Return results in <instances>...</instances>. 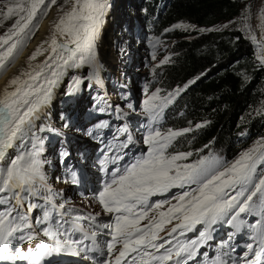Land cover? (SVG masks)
I'll return each mask as SVG.
<instances>
[{
	"label": "snow or ice",
	"instance_id": "obj_1",
	"mask_svg": "<svg viewBox=\"0 0 264 264\" xmlns=\"http://www.w3.org/2000/svg\"><path fill=\"white\" fill-rule=\"evenodd\" d=\"M69 2V10L55 24L48 48L38 47L29 57L35 60L48 51L46 59L12 78L0 94V264H42L44 257L72 245L99 251L105 257L99 264H187L214 238L216 225L239 231L241 214L260 217L249 226L252 242L246 245L242 264H264V139L230 163L215 156L182 163L191 152L169 154L167 150L177 137L191 129L162 132L156 127L180 89L163 97L157 89L143 102L148 119L142 138L144 152L123 166L118 163L123 159L120 155L106 156L102 162L106 172L108 163L115 165L97 194L110 222H98L100 213L74 216L72 210H64V203H55L38 159L40 137L36 133L45 129L37 128L35 121L68 69L95 63V41L110 7L108 0H66ZM55 3L56 0H9L0 8L3 19L15 17L8 32L0 35V75L38 27L33 23L38 13L46 14ZM261 15L264 17V13ZM250 38L258 44L264 42V34L261 41H256L255 35ZM258 59L264 64V55ZM167 62L166 58L161 63ZM85 79L74 77L66 95H72ZM127 107L135 110L131 103ZM106 126L105 122L96 127ZM118 131L126 133L127 129ZM130 143L132 137L126 135L119 148L125 149ZM14 148L21 150L8 156ZM61 155L66 157L68 153ZM156 196L163 199L153 201ZM37 210L41 215L33 222L32 214ZM81 219L92 222L88 229L79 224ZM35 225L43 226L39 233ZM77 232L82 236L73 239ZM189 232L197 236L180 239ZM38 234L47 237L48 242L35 250H22L21 245L33 241ZM235 234L228 233L222 247L234 252L230 242ZM98 235L108 237L103 250L97 244ZM84 241H91V245ZM224 255L229 252L218 255L212 264H228Z\"/></svg>",
	"mask_w": 264,
	"mask_h": 264
},
{
	"label": "trees",
	"instance_id": "obj_2",
	"mask_svg": "<svg viewBox=\"0 0 264 264\" xmlns=\"http://www.w3.org/2000/svg\"><path fill=\"white\" fill-rule=\"evenodd\" d=\"M134 2L140 12V21L133 29L127 24L123 32L118 28L136 14L134 7L126 5L118 9L122 15L113 29L114 39L118 42L117 56L122 59L126 55L124 50L135 36L134 49L144 45L149 55L144 58L138 55L126 60L125 64L132 65L137 71L144 62L147 67L144 69L146 74H131L125 78L126 88L130 87L125 95L137 90L138 93L146 92L149 95L151 91L154 93L160 89L158 95L163 97L180 89L179 95L164 109L162 131L166 132L168 128H188L191 131L177 137L178 140L175 139L177 141H173V145L168 148V153L172 150V154L191 152L192 155L182 163H192L204 156L219 157L230 163L240 153L264 139V64L258 59L264 55V44H258L250 38L255 35L256 41H261L256 27L257 1ZM61 4V1L56 0L46 14L44 11L38 13L33 22L38 27L25 40L23 50L6 67L0 80L17 63L28 45L33 43L52 9ZM66 4L65 1L63 5ZM14 22L15 17L7 20L0 17V35L8 32ZM161 41L167 44L164 57L168 62L156 65L151 59L156 57V53L158 55L159 46L156 45ZM151 43H156V51L149 46ZM78 88L86 93L95 91L86 83L80 84ZM74 93L77 97V89ZM138 105L141 106L140 101ZM97 109H100L99 105ZM198 124L201 127L197 128ZM243 215V218L251 216Z\"/></svg>",
	"mask_w": 264,
	"mask_h": 264
},
{
	"label": "rangeland",
	"instance_id": "obj_3",
	"mask_svg": "<svg viewBox=\"0 0 264 264\" xmlns=\"http://www.w3.org/2000/svg\"><path fill=\"white\" fill-rule=\"evenodd\" d=\"M7 1L8 0H0V8H3V6L7 3ZM58 1H61L62 4L52 9L49 15V18L41 25L40 31L35 38V42H33V44L31 43L32 45L31 44L28 45L27 50L18 59L17 63L22 59V57L25 54L29 55L31 53V48L34 46L38 37L41 35L43 26L47 22H50V27L52 29L51 36H53V33L55 31L56 22L59 20L63 12L68 11L71 6L70 2L67 3L66 5H63L66 0H58ZM251 1L252 2L257 1L256 27H257V31L259 34V38L261 39V36L263 33L261 30L260 13H261V8L264 4V0H251ZM108 3H109V0H108ZM109 5L110 7L107 9L106 15L104 17V23L108 24V27L107 29H103V31L100 30L99 36L97 40L95 41V64L85 65L81 68L68 69L64 73L59 84L55 88H53L49 103L40 109L39 119L35 121L37 128L43 127L45 129V131H42V132L38 131L36 134L38 137H40V143L38 146L39 147L38 159L42 162V172L44 173V176H45V182L47 185V189H49L51 193L53 194L55 198V203L56 204L64 203L65 205L64 210H72V214L74 216L79 215V216L87 217L90 214L94 215L96 213H100L101 215L102 209L100 205L97 203H94V206L90 204L91 198L87 196V192H86V183H87L86 174L84 172H80V173L76 172L74 170L75 162L72 161L70 163H66L65 162L66 157L62 156L61 153L66 151L67 153L70 154L71 158H76V156H79L82 159V162L86 164L87 158L81 151L86 149L87 145L90 143L89 141H93V140L97 141V139L99 138V134H100L99 132L108 130V127L105 129V127L98 128L96 126L98 124L105 123V121L103 120H106L107 122H109V124H111V129L112 130L115 129V131H117L118 129L122 128L125 125L124 119L119 122L115 120L114 118H112V113H110L107 117L102 118L106 116V112L103 109H101L104 107L101 106L100 109H97V107H94V106H96V104L101 99H104L106 105H109L110 107L112 105V107L116 109L117 103L116 104L113 103V101L111 99L109 100V98L107 97V96L112 95L111 87H112L113 82H115L117 85V88H119L118 91L120 93L125 94L126 91L124 88L127 85L125 78L131 76L132 73L133 74L135 73L134 75H137L138 73L142 75L145 73L144 69H146L147 67V65L144 62L142 66L138 68V71H137V69L134 68L132 65L126 66L125 64L126 60L130 57L134 58V56H138V55H141L142 57H148L149 55L148 52L144 49L143 47L144 45L139 46L137 50L134 49L135 44H134V38H133L129 42L128 47L124 50V53H126V55L122 59L118 58V56L116 55L117 54L116 49H118V46H117L118 42L115 41L114 39L115 35L113 33L115 23L120 19V16L122 15V13L118 9L119 7L123 8L126 5L134 7L135 9L136 6H135L134 0H113L111 1V3H109ZM135 12L136 14H133L132 17L127 21V23H124L123 25L120 26L119 28L120 32H123L124 30H126V27H124L126 24L131 29L139 25L140 12L137 10V8L135 9ZM109 31H110V34L108 33V38L110 40L108 39V40H105V42H101L100 41L101 36L105 34V32L107 33ZM125 39H123L121 43ZM39 46H43V45L40 44ZM158 46H159V53L155 58H152L151 60L155 61L156 65H162L161 62L163 61V59H165L164 54L167 49V44L160 42ZM106 50L109 51V54L107 56L109 58L108 62H110L111 64H107L104 60L102 62L101 54L106 53ZM40 56L41 55H38L36 59L33 60L34 61L33 66L36 65V63L39 61ZM119 59H120V62H119ZM112 62H115V63H112ZM103 65H104V68H103ZM126 67H130V68H126ZM99 68H102L101 73L99 71ZM103 74L109 77V79L107 80L106 88H105V91L109 90V94L107 93L105 94L104 89H102V87L100 86V84H102L104 80ZM74 77H81V78L87 77V79H85L83 83H86L87 85H91L95 91L93 92L88 91L89 93H86L85 91L84 92L80 91V89L77 88V94H78L77 97L74 96L75 94L74 91H73V97L71 95L67 96L66 93L69 91V86L72 84ZM3 80L1 79L0 84L3 82ZM113 90L117 91L115 89ZM152 93L153 91H151V93L145 97V100L148 99L149 96L152 95ZM120 102H122V99L120 100ZM62 114H65L66 116ZM86 116L87 118H89L90 116L88 120H92V121H86L85 119ZM97 118H102L103 120H100ZM95 122L97 123L94 124ZM74 125L76 129H74ZM57 126L59 128L62 127L64 131L58 130ZM91 126L92 128H90ZM84 127L90 128L87 130V133L92 138L90 137L87 138V133L85 132L83 134L82 133L79 134V132H81L84 129ZM95 132H97L96 135H95ZM118 135L120 137L125 136L124 134H118ZM67 143H71V144L67 145ZM20 150H21L20 148H14L10 156L15 155ZM55 154H58V155H55ZM106 156L110 157L109 146L104 145L102 148V162L106 159ZM102 162H100L99 164H96L95 168L104 172L105 170H103ZM61 187H64V188L59 191L56 190L58 188L60 189ZM69 188L78 191L79 199L77 202L73 199L72 196L74 193L73 191L69 190ZM34 214L41 215V212L37 210L34 212ZM97 221L105 222L104 219L102 218H97ZM91 223L92 222L87 219H81L79 221V224L83 225L85 229H88ZM81 236H82V233L77 232L76 235L73 237V239H78ZM107 239L108 237L103 236V235L97 236L96 240L100 248L104 246ZM84 243L91 245V241H84ZM22 245H21V248H22ZM92 247L95 248L96 246L92 245ZM58 251L65 253V254H84L90 258H95V256L99 253V251H88L80 245H72L70 247H66ZM202 251L203 249L201 250L200 248L198 254L194 258L198 257L200 252Z\"/></svg>",
	"mask_w": 264,
	"mask_h": 264
},
{
	"label": "bare ground",
	"instance_id": "obj_4",
	"mask_svg": "<svg viewBox=\"0 0 264 264\" xmlns=\"http://www.w3.org/2000/svg\"><path fill=\"white\" fill-rule=\"evenodd\" d=\"M136 9V8H135ZM131 11V10H130ZM131 13H132V11H131ZM161 13V12H160ZM262 13H264V4H263V6H262V8H261V13H260V23H261V30H262V33L264 34V27H262V25H264V17H262ZM133 14V13H132ZM137 18V17H136ZM139 18H140V16H139ZM144 18V17H143ZM145 18H146V16H145ZM147 20H149V19H147ZM146 20V21H147ZM145 21V22H146ZM147 24V23H146ZM119 25V24H118ZM141 25V24H140ZM145 26V25H144ZM107 27H108V24H105V23H103V25H102V27H101V29L100 30H102L103 31V29H107ZM125 27V26H124ZM119 29V28H118ZM141 29V28H140ZM147 29V28H146ZM169 29V28H168ZM171 29V28H170ZM51 31H52V29H51V27H50V22H47L44 26H43V29H42V32H41V35L38 37V39H37V41H36V43L34 44V46L31 48V53L28 55V54H25L23 57H22V59L14 66V67H12L10 70H9V72L5 75V77L4 78H2V80H3V82L0 84V94H2L3 93V91L5 90V88L6 87H9V84H10V80L12 79V78H14V77H16V76H20L21 75V73H23V72H27V71H30L31 70V68H33V67H35V66H37V65H40V64H42V62L46 59V57L49 55V52L48 51H45L44 52V54L43 55H41L40 56V58H39V61L36 63V65H34L33 66V60H29V57L36 51V49L38 48V47H41V46H39L40 44L41 45H43V48H45V49H47L48 48V46H49V43H50V41H51V39H52V36H51ZM168 31V30H167ZM117 32V31H116ZM141 32V31H140ZM108 33L110 34V31L109 32H105V34H103L102 36H101V39H100V41L101 42H105V40H108L109 38H108ZM134 34V33H133ZM126 35V34H125ZM135 35V34H134ZM139 35V34H138ZM141 36V35H140ZM136 37V36H135ZM134 37V38H135ZM144 38V37H143ZM57 39H62V38H60L59 36L57 37ZM133 39V38H132ZM110 40V39H109ZM144 40V39H143ZM33 42H35V40L33 41ZM45 42H48V43H45ZM162 42V41H161ZM33 44V43H32ZM31 44V45H32ZM160 44V43H159ZM141 46V45H140ZM31 47V46H30ZM144 47V46H143ZM30 49V48H29ZM143 51V50H142ZM143 53V52H142ZM109 54V51L108 50H106V53H102L101 54V58H102V62H103V60L107 63V64H111L110 62H108V60H109V58H108V55ZM117 55V54H116ZM135 57V56H134ZM117 58V57H116ZM144 58V57H143ZM131 59V58H130ZM133 61V60H132ZM119 62H120V59H119ZM131 62V61H130ZM112 63H115V62H112ZM95 64V63H94ZM127 64H129V62H127ZM164 64V63H163ZM137 65V64H136ZM127 66V65H126ZM129 66V65H128ZM103 68H104V65H103ZM127 68V67H126ZM130 68V67H129ZM149 69V68H148ZM133 70V69H132ZM131 70V71H132ZM99 71H100V73L102 72V68H99ZM132 73V72H131ZM148 73V72H147ZM133 74V73H132ZM135 74V73H134ZM146 74V73H145ZM153 75V74H152ZM103 83L102 84H100V86L102 87V89H104V93L106 94H109V90H107V91H105V88H106V84H107V80L109 79V77H107L105 74H103ZM140 78V77H139ZM1 81V80H0ZM144 82V81H143ZM129 84V83H128ZM136 84V83H135ZM145 84H146V82H145ZM142 85V84H141ZM144 87H145V85H143ZM130 88V87H129ZM119 89V88H118ZM139 89H140V87H139ZM133 90V89H132ZM143 90H145L144 88H143ZM129 92V91H128ZM127 93V92H126ZM76 94V93H75ZM68 96V95H67ZM109 99H111L112 101H113V103L114 102H117L118 100V97H116V96H112V95H110V96H107ZM106 98V97H105ZM108 100V99H107ZM108 102H110V101H108ZM138 102V101H137ZM60 103V102H59ZM65 103V102H64ZM61 105V104H60ZM139 106V105H138ZM118 107V106H117ZM166 113V112H165ZM166 117V116H165ZM89 118H90V116H89ZM88 118V119H89ZM164 119H166V118H164ZM166 121V120H165ZM168 121V120H167ZM120 122V121H119ZM164 122V121H163ZM164 125V124H163ZM62 126V125H61ZM64 126V125H63ZM123 126V125H122ZM167 127V126H166ZM64 128V127H63ZM163 128V127H162ZM169 129V128H168ZM166 131V130H165ZM56 135V134H55ZM177 139V138H176ZM178 140V139H177ZM177 140H174L175 142L177 141ZM180 141V140H179ZM173 143V142H172ZM173 145V144H172ZM171 145V146H172ZM174 147V146H173ZM176 148V147H175ZM171 149V148H170ZM169 149V150H170ZM12 150L13 149H11V150H9V152H8V156H10V154H11V152H12ZM171 151V150H170ZM173 151V150H172ZM171 151V152H172ZM177 151V150H176ZM175 151V152H176ZM171 152H169V153H171ZM178 152V151H177ZM182 152V151H181ZM172 154V153H171ZM173 154H174V152H173ZM212 155V154H211ZM48 165H49V163H48ZM54 167V166H53ZM53 167H52V169H53ZM47 169V168H46ZM64 169V168H63ZM52 171V170H51ZM49 172V171H48ZM70 181V180H69ZM71 182V181H70ZM65 195V194H64ZM58 197V196H57ZM63 197V196H62ZM63 199V198H62ZM68 206V205H67ZM84 207V206H83ZM90 208V207H89ZM80 209V208H79ZM91 211V210H90ZM244 216V215H243ZM83 217V216H82ZM245 217V216H244ZM194 232H189V233H187L186 234V236L185 237H181L180 239H190L191 238V236H192V234H193ZM163 235V234H162ZM99 239V238H98Z\"/></svg>",
	"mask_w": 264,
	"mask_h": 264
},
{
	"label": "water",
	"instance_id": "obj_5",
	"mask_svg": "<svg viewBox=\"0 0 264 264\" xmlns=\"http://www.w3.org/2000/svg\"><path fill=\"white\" fill-rule=\"evenodd\" d=\"M111 1H113V0H109V3H111Z\"/></svg>",
	"mask_w": 264,
	"mask_h": 264
}]
</instances>
